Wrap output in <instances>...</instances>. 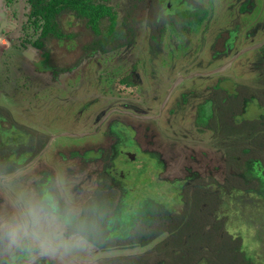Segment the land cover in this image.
<instances>
[{
    "label": "rangeland",
    "instance_id": "rangeland-1",
    "mask_svg": "<svg viewBox=\"0 0 264 264\" xmlns=\"http://www.w3.org/2000/svg\"><path fill=\"white\" fill-rule=\"evenodd\" d=\"M111 2L118 13L115 30L121 36L119 20L128 0ZM157 3L165 8L161 15L175 14L179 34L164 27L160 38L159 12L152 14L149 28L143 9L137 13L132 41L100 52L84 48L94 37L84 19L63 11L58 16L62 30L76 36L48 38L44 51L30 44L22 47L24 1L17 0L7 9L5 0H0V22H5L0 36V107L8 113L0 109V138L8 144L0 145V219L39 199L41 185L53 184L59 208H65L72 221L63 232L66 243L49 251L58 264H108L116 256L141 254L161 238L105 250L74 229L81 205L97 186L103 158L111 178L104 187L118 189L117 207L122 198L130 201L136 194L148 197L154 206L161 204L167 215L180 210L178 190L188 176L224 179L223 151L213 144V133L204 126L201 114L211 111L206 105L212 88L230 91L233 83L257 85L264 0ZM182 9H196L202 16L184 32L179 31ZM105 24L102 19L101 25ZM16 130L24 140L19 152L12 141ZM261 176L253 164L243 177L253 178L256 190L222 193L216 210L225 229L241 238L255 264H264ZM4 192L14 199H4ZM146 217L144 210L136 219ZM122 233L119 228L117 234Z\"/></svg>",
    "mask_w": 264,
    "mask_h": 264
},
{
    "label": "trees",
    "instance_id": "trees-1",
    "mask_svg": "<svg viewBox=\"0 0 264 264\" xmlns=\"http://www.w3.org/2000/svg\"><path fill=\"white\" fill-rule=\"evenodd\" d=\"M23 1L26 8L20 26L23 48L30 44L43 50L48 38L75 37V33L64 32L60 26L58 16L63 11L84 19L94 37L83 46L100 52L130 43L137 13L143 9L149 28L153 27L152 14L159 12L160 38L167 30L164 27L179 34L175 14L161 15L165 8L157 0H128L119 20L124 29L121 36L115 30L118 13L111 0ZM15 2L5 0L7 9ZM198 14L196 9L181 10L179 31L184 32L188 25L202 20ZM102 19L106 20L104 26ZM148 42L152 44L150 39ZM255 68L259 75L256 86L233 83L230 91L218 86L211 89L209 105L205 104L211 108L210 118L204 126L212 131L213 144L223 151L224 179L220 182L212 176H188L179 186V211L166 215L161 204L154 206L148 197L136 194L130 201L122 198L117 207L118 189L104 187L111 178L104 171L108 162L103 158L102 170L96 174L97 186L81 205L74 229L91 245L105 250L146 245L161 236L145 253L116 256L108 264H195L199 260L205 264H255L244 250L241 238L228 232L224 218L216 215L222 193L256 190L257 182L243 177L248 168L255 164L264 175V47L259 48ZM118 208L119 215L115 217ZM144 210L147 217L136 219ZM119 228H123L120 235Z\"/></svg>",
    "mask_w": 264,
    "mask_h": 264
},
{
    "label": "clouds",
    "instance_id": "clouds-1",
    "mask_svg": "<svg viewBox=\"0 0 264 264\" xmlns=\"http://www.w3.org/2000/svg\"><path fill=\"white\" fill-rule=\"evenodd\" d=\"M71 219L60 211L52 193L25 203L17 214L0 219V246L8 250H32L33 244L44 251H55V245L65 244L63 232Z\"/></svg>",
    "mask_w": 264,
    "mask_h": 264
},
{
    "label": "flooded vegetation",
    "instance_id": "flooded-vegetation-1",
    "mask_svg": "<svg viewBox=\"0 0 264 264\" xmlns=\"http://www.w3.org/2000/svg\"><path fill=\"white\" fill-rule=\"evenodd\" d=\"M148 1V0H147ZM149 2V1H148ZM183 10V9H182ZM176 28V27H175ZM150 45H153L150 44ZM207 102H208V105H209V102H210V97L207 98ZM210 108V107H209ZM0 109L4 112H6V110L4 109V107H0ZM200 109V108H199ZM7 113V112H6ZM8 115V113H7ZM204 117H203V120H205L207 122V120H209L210 118V112L207 113V114H202ZM9 119V118H8ZM205 121H204V125H205ZM11 124L12 125H15V126H19L21 127L20 125L12 122L10 120ZM23 129V128H22ZM26 130V129H24ZM28 132H32V131H28ZM1 134V133H0ZM16 138H13V148L16 150V152H19V147L18 145H24V140L19 137L18 135L20 134V132L18 131L17 133V130H16ZM31 134H34V132H32ZM1 136V135H0ZM6 138H8V133L6 134ZM34 138V137H33ZM4 138H0V145L2 147L4 146H7L8 144L6 142L3 141ZM17 141V142H16ZM5 155H2L3 157L7 156V153L3 152ZM104 162V160H103ZM103 164V163H102ZM250 163H248L249 165ZM108 165V164H107ZM107 167V166H106ZM250 167V166H249ZM252 167V166H251ZM102 170V168H101ZM105 171V169H104ZM260 179H264V175H262L260 177ZM110 187V186H109ZM40 188V197L43 196L44 194L46 193H52L55 198H56V201L58 202L59 200V197H58V193H57V190L56 188L54 187V185L52 184H45V186H40L38 187ZM4 194V199L6 200H9L11 201L12 198L14 199V196L10 195L9 193H3ZM7 201V202H9ZM60 206V204H58ZM60 211L65 214V208H60ZM153 245V244H152ZM151 245V246H152ZM150 246V247H151ZM149 247V248H150ZM148 248V249H149ZM147 249V250H148ZM146 250V251H147ZM145 251V252H146ZM145 252H142L141 254L145 253ZM132 256H137V255H140V254H131ZM202 260H199L197 263L195 264H200ZM204 262V261H203ZM0 264H58L57 261L52 258L50 255H49V251H44L42 250L38 245H35L33 244L32 246V250L29 251L27 249H24V248H20V249H14V250H8L6 249L5 247L3 246H0Z\"/></svg>",
    "mask_w": 264,
    "mask_h": 264
},
{
    "label": "crops",
    "instance_id": "crops-1",
    "mask_svg": "<svg viewBox=\"0 0 264 264\" xmlns=\"http://www.w3.org/2000/svg\"><path fill=\"white\" fill-rule=\"evenodd\" d=\"M4 23H5L4 21H1V22H0V27H1V28H3V26L5 25ZM45 48H46V45L44 46V49H43L44 51H45ZM28 52H31V51L28 50ZM34 52H35V51H33L32 54H33Z\"/></svg>",
    "mask_w": 264,
    "mask_h": 264
},
{
    "label": "water",
    "instance_id": "water-1",
    "mask_svg": "<svg viewBox=\"0 0 264 264\" xmlns=\"http://www.w3.org/2000/svg\"><path fill=\"white\" fill-rule=\"evenodd\" d=\"M2 29H3V28L0 27V36H1L2 34H4L3 31H2Z\"/></svg>",
    "mask_w": 264,
    "mask_h": 264
}]
</instances>
